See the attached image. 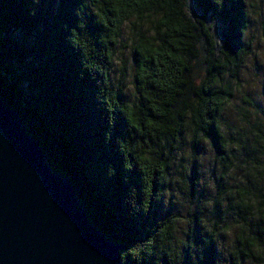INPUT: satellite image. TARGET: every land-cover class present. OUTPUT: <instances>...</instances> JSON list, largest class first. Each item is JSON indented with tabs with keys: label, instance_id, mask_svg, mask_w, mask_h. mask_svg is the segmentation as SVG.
Wrapping results in <instances>:
<instances>
[{
	"label": "trees",
	"instance_id": "obj_1",
	"mask_svg": "<svg viewBox=\"0 0 264 264\" xmlns=\"http://www.w3.org/2000/svg\"><path fill=\"white\" fill-rule=\"evenodd\" d=\"M125 24L133 34V101L112 82ZM245 0H0V94L70 176L91 222L122 245V264H216L217 235L199 223L176 242L159 214L178 151L208 141L223 164L216 200L245 226L231 264L262 261L264 165L225 185L222 117L249 43ZM264 115V108H262ZM258 131L252 151L264 148ZM245 143V144H244ZM251 174L257 178H251ZM198 170L191 169V194Z\"/></svg>",
	"mask_w": 264,
	"mask_h": 264
},
{
	"label": "rangeland",
	"instance_id": "obj_2",
	"mask_svg": "<svg viewBox=\"0 0 264 264\" xmlns=\"http://www.w3.org/2000/svg\"><path fill=\"white\" fill-rule=\"evenodd\" d=\"M245 2L249 14V27L245 36L250 45L249 53L245 57L238 79L234 81V96L223 113L222 129L227 133L231 145L243 139L247 148L246 153L243 147L229 148V167L235 168L227 172L224 178L228 190L231 185L245 179L246 171L243 167L264 165V148L257 152H253L251 148V145L256 143V128L264 133V0ZM132 40L133 34L128 24H125L111 73L113 84L117 86L122 83L125 87V98L130 101H133L135 96ZM223 167L208 141L195 150L191 142L186 140L184 150L178 151L171 167L165 193L160 201L159 214L175 219L176 242L192 237L197 223L203 226L207 233L217 235L216 264H231V256L238 243L250 233L243 224L227 214L224 201L221 210L218 209L215 195L217 179ZM192 168H196L199 174V184L194 194H191L189 188ZM251 178L255 179L257 175L251 174ZM260 251L264 253V246ZM243 264H264V259L247 260Z\"/></svg>",
	"mask_w": 264,
	"mask_h": 264
},
{
	"label": "water",
	"instance_id": "obj_3",
	"mask_svg": "<svg viewBox=\"0 0 264 264\" xmlns=\"http://www.w3.org/2000/svg\"><path fill=\"white\" fill-rule=\"evenodd\" d=\"M122 248L0 94V264H122Z\"/></svg>",
	"mask_w": 264,
	"mask_h": 264
}]
</instances>
